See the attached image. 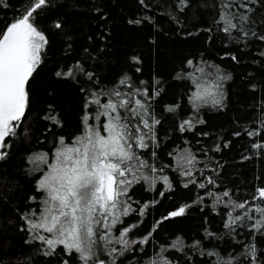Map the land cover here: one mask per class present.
Returning <instances> with one entry per match:
<instances>
[{
  "label": "trees",
  "instance_id": "trees-1",
  "mask_svg": "<svg viewBox=\"0 0 264 264\" xmlns=\"http://www.w3.org/2000/svg\"><path fill=\"white\" fill-rule=\"evenodd\" d=\"M220 3L48 0L33 14L32 23L48 43L26 85L24 117L15 123V135L6 137L0 159V264H82L62 246L46 255L47 246L21 228L27 226L24 214L35 220L33 210L39 214L45 207L46 194L37 183L55 162L59 139L71 146L83 134L82 116L95 113V104L85 109L86 95L98 93L103 104L109 97L100 93L109 90L133 92L145 102L153 127L145 136L148 147L133 149L149 167L129 177L133 183L120 198L131 206L129 214L118 213L114 227L100 229L112 243L98 242L99 259L105 264H251L247 249L252 245L257 264H264V228L250 227L260 218L257 207H264L253 198L264 187V41L258 39L264 35V0L248 4L247 37L221 30ZM27 4L0 0V29L24 14ZM121 79L126 82L120 84ZM197 93L205 99L196 101ZM186 120L191 127L181 131ZM43 153L49 154V164L34 163ZM191 157L195 161L189 165ZM188 168L192 176L182 175ZM180 207L184 215L169 216ZM238 216L243 219L226 226ZM124 229H131L127 250L118 243Z\"/></svg>",
  "mask_w": 264,
  "mask_h": 264
},
{
  "label": "snow or ice",
  "instance_id": "snow-or-ice-1",
  "mask_svg": "<svg viewBox=\"0 0 264 264\" xmlns=\"http://www.w3.org/2000/svg\"><path fill=\"white\" fill-rule=\"evenodd\" d=\"M180 2L186 6L185 0ZM255 2L256 0H221V12L218 13L221 30L228 35L236 31L244 37L249 36V29L245 25L250 21L247 13L252 10L248 8V4ZM47 4L48 0H35L34 4L32 0H28L25 13L0 29V150L8 146L6 137L15 135L14 127L19 126H14L12 122H19L24 117L28 102L26 85L40 64L41 52L48 43L45 35L31 21L33 14ZM56 27L61 25L57 23ZM251 35L256 36V32L252 30ZM258 39L264 41V35H260ZM188 64L191 65L192 61H188ZM66 75H72V70L69 69ZM87 75L89 79L92 78L90 73ZM125 82V79L120 80V84ZM97 95L96 92L86 95L85 109L92 104L97 105V108L94 114L86 112L82 116L83 134L76 137L71 146L66 145L64 138L59 139V147L52 154L55 162L49 165L50 170L37 183L38 191L46 194L42 201L45 207L39 214L33 210L32 215L37 217L35 220L24 214L27 226L21 228L22 231H31L33 239L47 246L49 251L46 255H52L57 246H62L68 254L76 253L82 264H89V261L93 264H105L97 255L98 242L103 241L107 245L112 241L100 229L114 227L119 222V215L129 214L131 206L120 198L127 196L128 186L133 183L129 177L135 176L140 169L149 167L148 162L133 150L134 145L146 149L148 145L145 143V136H149L153 127L149 123L148 107L142 100L135 99L133 92H102L100 95L109 97L103 104ZM143 95L147 97V91ZM208 95L214 96V93ZM204 99L199 93L195 95L196 101ZM213 103L219 104V101L213 99ZM101 116L104 120H101ZM49 118L54 120V117ZM90 120L93 124L89 123ZM185 125L191 127V122L184 121L180 125L181 131L185 130ZM143 129H148L149 132L141 134ZM255 146L260 147L258 144ZM5 154L0 151V159ZM48 155L38 154L33 162L48 165ZM194 161L195 157H191L187 164L192 165ZM150 171H156L154 165L150 167ZM181 174L192 176V170L188 168ZM144 179L147 180L148 177ZM163 179L167 184L168 178L165 176ZM191 182L195 183V180ZM213 182L210 178L209 183ZM199 187L204 188L205 185L200 183ZM256 191L258 197L254 195L253 198L264 201V187ZM222 196L228 197L229 192L224 191ZM233 206L245 208L244 203L233 202ZM257 212L260 218L250 227L260 231L264 228V207L258 206ZM184 213L185 208L180 207L169 216L177 217ZM140 214L143 215V212ZM109 217L112 218L111 224ZM240 219L243 217L230 218V223L226 226L231 227ZM248 219L253 217L249 216ZM130 230L124 229L120 233L118 243L124 250L129 246V240L125 237ZM41 231L49 235H40ZM142 243H147V240ZM110 252L115 253L116 249L112 248ZM247 252L252 258L251 264H257L255 247L249 245Z\"/></svg>",
  "mask_w": 264,
  "mask_h": 264
},
{
  "label": "rangeland",
  "instance_id": "rangeland-1",
  "mask_svg": "<svg viewBox=\"0 0 264 264\" xmlns=\"http://www.w3.org/2000/svg\"><path fill=\"white\" fill-rule=\"evenodd\" d=\"M12 123H13V125L15 126L16 121H13ZM0 151H2V150H0Z\"/></svg>",
  "mask_w": 264,
  "mask_h": 264
}]
</instances>
